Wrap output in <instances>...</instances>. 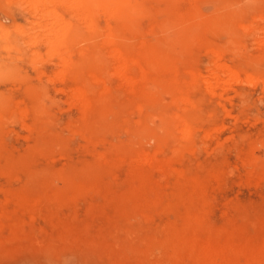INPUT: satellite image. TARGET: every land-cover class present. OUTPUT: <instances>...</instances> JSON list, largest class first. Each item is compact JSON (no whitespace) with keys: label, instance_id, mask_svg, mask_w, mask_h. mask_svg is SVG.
Instances as JSON below:
<instances>
[{"label":"rangeland","instance_id":"rangeland-1","mask_svg":"<svg viewBox=\"0 0 264 264\" xmlns=\"http://www.w3.org/2000/svg\"><path fill=\"white\" fill-rule=\"evenodd\" d=\"M96 1L0 0V264H264V0Z\"/></svg>","mask_w":264,"mask_h":264},{"label":"bare ground","instance_id":"bare-ground-1","mask_svg":"<svg viewBox=\"0 0 264 264\" xmlns=\"http://www.w3.org/2000/svg\"><path fill=\"white\" fill-rule=\"evenodd\" d=\"M134 0H101L102 9L108 13L116 14L118 17L123 20L131 14V7ZM69 3L77 12L87 21L89 26L94 24V13L96 12V0H45L46 4L53 3ZM45 14L48 18L46 24V40L48 48L50 51L57 50L59 51L61 46L65 44V38L67 31L69 30V24L64 22V19L60 13L56 10L47 8ZM198 12H193L189 14L188 18L184 19V22L180 19L178 20L180 24H186L187 22L193 21L197 18ZM117 60H122L124 65L126 63V57L120 55L116 56ZM221 68V66H216ZM224 70V69H223ZM119 74L125 76V67L119 69ZM82 90L78 89L75 91V96L82 95Z\"/></svg>","mask_w":264,"mask_h":264}]
</instances>
